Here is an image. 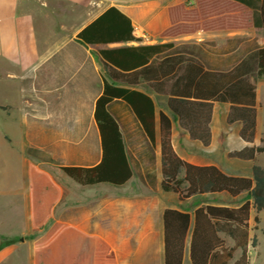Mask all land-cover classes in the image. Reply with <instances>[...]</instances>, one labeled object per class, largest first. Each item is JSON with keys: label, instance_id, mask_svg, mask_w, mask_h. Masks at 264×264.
<instances>
[{"label": "crops", "instance_id": "0c3cea01", "mask_svg": "<svg viewBox=\"0 0 264 264\" xmlns=\"http://www.w3.org/2000/svg\"><path fill=\"white\" fill-rule=\"evenodd\" d=\"M194 1L0 0V69L4 70L0 76L5 73L6 81L11 83V104L4 105L11 106L7 117L19 131L17 144L23 162L22 181L11 186V213L19 210L24 219L19 233L12 228L5 233L0 225V264H165L167 209L190 217L182 264H192L195 211L205 206L238 208L248 200L231 205L209 198L221 194L228 199L239 196L203 194L181 200L175 193L164 192L159 116L162 113L170 120L171 144L181 160L199 167L215 166L228 176L249 177L256 160H241L231 154L259 147L257 142L264 132L260 134L258 126L264 119V110L259 111L257 92L253 142L241 137L242 122H227L229 103L212 102L210 121L205 124L209 130L205 143L191 135L169 107V95L161 92L168 91L173 80L162 86L166 77L154 78L153 70L146 76L135 75L142 68L138 67L142 62L137 56L121 54L114 58L128 69H117L100 56L101 51L115 48L172 44V55L194 59L205 71L230 72L264 47V27L260 23L263 0H242L252 19L249 29L160 38L170 26L168 9L180 4L194 8ZM111 7L130 20L135 41L82 43L79 33ZM109 73L116 77L111 79ZM102 77L113 87L138 92L152 100L155 140L154 144L149 141L129 103L113 100L109 111L118 124L131 177L121 186H82L66 177L58 166L90 168L101 161L93 113L103 90ZM249 81L255 85L250 77ZM222 120L234 125V129L220 136L216 124ZM11 144H15L12 139ZM32 154L40 157L33 158ZM221 154L249 164L247 173L227 172L219 164ZM259 214L255 210L250 213L249 239L251 221ZM202 225L198 221V236L203 234ZM217 239L224 244H218ZM196 242L199 249L220 254L219 259L205 264H222L223 248L234 247V240L222 231L215 233L210 247L201 238ZM234 252H241L240 247ZM239 256L234 259L232 255L228 264Z\"/></svg>", "mask_w": 264, "mask_h": 264}, {"label": "trees", "instance_id": "16d2710c", "mask_svg": "<svg viewBox=\"0 0 264 264\" xmlns=\"http://www.w3.org/2000/svg\"><path fill=\"white\" fill-rule=\"evenodd\" d=\"M245 3L242 0H195L194 8H188L187 4L170 7V26L159 37L174 38L199 31L249 29L252 19ZM260 23L264 27V0ZM132 31L130 20L111 7L86 26L78 38L86 45L131 42L135 41ZM171 47L172 44L122 47L101 51L100 56L103 60L114 63L117 69L128 67L118 63L114 59L116 56H137L142 62L138 67L142 68L135 75L146 76L153 70L154 78L166 77L162 86H165L168 80H173L170 89L161 92L169 95V107L192 136H198L207 143L209 130L205 124L210 121L212 102H219L231 105L227 122H242L241 137L253 142L256 128V87L249 81V77H264V47L251 53L230 72L205 71L194 59L172 55L169 51ZM109 77L114 79L116 76L109 73ZM102 81L103 90L95 102L93 113L100 140L101 161L90 168L58 166L66 177L82 186L100 183L121 186L131 177L122 136L109 111V104L113 100L123 99L129 103L149 141L154 144L155 140L152 100L144 94L113 87L104 77ZM159 130L163 175L161 189L164 192L175 193L181 200L203 194L226 193L233 198L248 194V200L238 208L205 206L195 211L196 223L190 248L192 264H205L207 260L220 258L219 253L216 255V252L209 249H199L196 240L201 238L210 247L215 233L221 231L234 240L233 248H223L222 264H228L236 247H240L241 252L238 260L232 264H249L248 245L255 248L257 240L255 237L249 239L248 222L252 210L264 212V168L253 164L249 177H239L228 176L215 166L191 165L181 160L174 152L171 144V122L162 113L159 116ZM263 152L262 147L251 146L232 153L231 157L255 162L256 157ZM189 220L188 214L165 210V264H182ZM198 221L203 223L201 236H198ZM217 241L218 244H224V241Z\"/></svg>", "mask_w": 264, "mask_h": 264}, {"label": "rangeland", "instance_id": "374dc122", "mask_svg": "<svg viewBox=\"0 0 264 264\" xmlns=\"http://www.w3.org/2000/svg\"><path fill=\"white\" fill-rule=\"evenodd\" d=\"M4 70L0 69V72ZM6 74L0 76V225L2 231L5 233L12 228L14 232L19 233L23 228L24 219L21 218V212L19 210L11 213V186H16L22 181V159L19 156V141L17 138L19 135L16 125L11 123V119L7 115H11V106L4 105V103L11 104V83L6 81ZM253 80L256 87V92L260 104L258 105L259 111L264 110V77L256 79L250 77ZM217 132L219 135L229 133L234 129V125H226L224 121H218L216 124ZM259 133L264 132V119L261 118L258 126ZM220 135V136H221ZM11 139L15 143L11 144ZM221 139V138H220ZM257 146L264 149V137H261L260 142H257ZM32 157L38 159L40 156L32 154ZM219 164L223 169L230 173H247V163H238L237 161L230 160L225 154L218 156ZM34 161V160H33ZM256 165L264 168V152L258 155ZM36 177H33L35 180ZM27 179L30 180L29 175ZM248 199V194L244 193L236 199H228L227 195L221 194L210 197L209 200L216 202L229 203L231 205H237ZM11 214L14 216L11 219ZM256 217L257 222L251 221L252 238L257 240V246L248 250L249 264H264V212H260ZM240 252H234V259L238 257Z\"/></svg>", "mask_w": 264, "mask_h": 264}]
</instances>
